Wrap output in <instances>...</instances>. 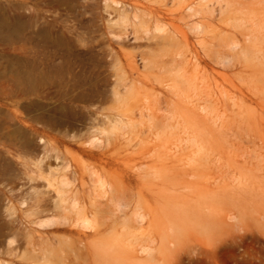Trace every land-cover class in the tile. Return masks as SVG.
Masks as SVG:
<instances>
[{"label": "bare ground", "instance_id": "bare-ground-1", "mask_svg": "<svg viewBox=\"0 0 264 264\" xmlns=\"http://www.w3.org/2000/svg\"><path fill=\"white\" fill-rule=\"evenodd\" d=\"M152 3H159L161 7L154 8ZM105 7L110 15L114 14L116 20L124 24L126 30L130 27L127 23L130 13L132 20L138 23L131 26L135 27L132 29L134 32H138V26H145L144 33L148 35L152 28L150 26L148 28V23L150 20L153 21V30L156 32V36L158 37L160 34L154 43L159 52L146 53L142 56V60L144 66L153 62V66L150 67L158 69L160 78L156 75L155 80L149 79L150 82H147L138 76H133L130 79L117 76L109 81L103 90L95 87L90 91L81 90L77 94L61 91L49 97L57 100L59 109L68 112H73L79 103L89 104L87 112L90 115L88 116L90 122L87 124L90 128L103 125L101 128L102 139H97L99 145L97 152L86 147L85 141L81 142V128H74L71 133L61 134L60 137L47 138L44 136V127L37 125L42 123L41 118L25 119L17 109L11 110L7 121L9 123H6L4 128L0 125L1 146L12 158L21 160L23 168L27 167L26 164L37 167L38 170L25 168L26 170L22 174L26 175L28 183L35 182L38 177L43 178L45 190L42 187L38 188L40 185L36 187V183H34L35 186L32 185L30 188L27 184L29 191L22 190L25 193L18 192L20 184L19 187L17 186L18 188L9 187V193L3 192L6 195V203L0 206V217L3 218L0 221V257H8L11 260L10 263L4 264H12L19 260L25 261L24 264H181L184 258L196 261L212 258L214 260L216 253L225 243L234 241L241 231L242 233L253 231L250 225L240 223L237 219L233 220L236 221L233 224L226 223L218 208L211 211L205 208L209 206H204L197 210H191L189 207L187 208V205L181 204L185 208L183 209L176 204L175 193H166L167 201L164 203H159L162 201L161 199H164V193H151L153 199L158 202L155 205L157 202L148 199L146 194L132 193L133 189H130L125 179V176L130 173L124 174V172L129 168L131 170L135 168L137 171V168L143 169L141 167L146 166L148 161H152L156 165L159 158L162 157V150L166 153L172 152L173 155L178 147L177 143L183 142L184 139L185 145L187 142L189 144L187 147L184 146L185 150L186 148H197L196 154L192 153L193 155H198L203 151L202 140L204 139L200 137L199 140L196 132L198 131L199 135H202L206 133V127L201 124L198 114L203 113L202 116L208 117L211 112L213 113V110L216 112L217 106L215 107V103L209 99L210 97L203 101L199 100L204 103L187 101L191 103V107L181 106L184 103L179 105L177 102L183 100L182 98L179 99L180 101L176 99L178 101L175 102L174 98V100L167 98V93L178 98L183 96L188 99L189 95L187 96L185 93L189 89L199 88L201 91V89H207L212 85L213 90V86L215 89H219L220 95V93L227 94L226 89L229 87L237 95L235 97L238 100L234 98L237 104L230 101L238 105L239 109L236 113L241 115L240 118L243 117L246 121L250 117V123L254 122V116L247 108L249 101L259 100L258 104L263 108L259 107L264 112V0H105ZM141 7L144 8L143 14L146 15L145 22L141 20V14H138L137 11ZM177 18L186 21L185 24L188 27L184 25L193 31L198 46L189 47V34L187 35L188 32L186 33L184 30L186 28L182 29L183 25V27L180 26L181 28L175 26L174 21ZM11 20L10 17L0 13L1 40L10 41L12 33H16L20 29L19 26H15L13 31L10 25L8 26ZM113 34L116 40L122 39L121 34ZM138 38L136 37L134 40ZM64 41L68 42L65 37ZM107 54L112 57L116 53L109 51ZM186 58L188 62H185L191 64L190 67L194 69L193 73L198 70L200 78L196 77L188 67L182 65ZM208 59L209 62L216 65L231 67L234 73L236 72L235 77L232 75L231 77L234 78H229L227 76L229 74L223 75L222 71L220 74L212 67L213 65L210 66L209 71L204 66V68H200L201 63ZM132 69L134 68L132 67ZM40 76L45 77V72L42 73L34 66L15 69L4 75L5 82L11 84L9 89L0 91V95L10 101L11 104H8L11 106H17L23 101L42 100L46 97L43 96L37 80ZM184 87L186 88L181 90ZM189 93H191L190 90ZM225 96L227 97V95ZM198 98L200 99V96ZM232 118L235 119V114ZM214 119L219 120L217 117ZM145 120L149 123H146L147 126L143 124V129L139 133L148 132V137L146 136L148 147L139 153V162L121 169L120 164H117L121 158L119 156L121 152L118 151L119 142L121 140L130 141L128 135L130 133L136 135L139 131L136 130L137 126ZM161 122H164L161 127L164 131L161 130V132L164 135L166 133V139L158 130ZM178 122L189 125L190 130H183L186 133L185 137L182 136L176 143L173 140L174 128H179L176 127L177 125L175 126ZM224 123L225 120H222L221 124ZM214 125H216L215 121ZM155 131H157L156 134ZM252 132L254 134L255 131ZM233 134L235 135V133ZM32 135L37 136L38 144L34 143ZM256 138L263 140L262 137L255 135ZM51 139L58 143L74 141L83 152L95 159L89 175L92 178V193H78L79 190L76 191L72 188L74 182L66 175L65 171L67 170H63L68 168L67 165L64 166V163L59 167L57 164L56 167L50 166L52 168L48 165L47 174L43 176L45 171L43 172L41 167L49 158L51 151L55 154L51 153L53 157L51 155L52 159L50 158V160L54 158L57 162L63 157L61 153L56 152L57 147L55 148L56 145L53 147ZM252 142H255L254 138ZM58 143H56L57 146ZM90 145L93 146V141L90 142ZM50 146L53 149L51 151L48 150ZM48 151H50L49 154ZM218 151L220 150L218 149ZM1 153L2 151L0 155ZM241 155L243 156V154ZM248 155H251L250 160L256 157H252L254 154L251 152ZM262 158L258 159L261 161ZM189 162L192 163L191 160ZM194 162L197 163L195 160ZM259 164L262 166L261 162ZM155 165L147 166V169L155 170L153 169ZM231 174L233 175V173ZM229 177L232 179L231 175ZM23 178L25 177L19 178L22 179L20 183L25 180ZM239 178L240 176L236 179L239 180ZM261 179L263 180V178ZM86 183L84 182L85 185ZM216 183L218 184V180ZM87 185L89 186V184ZM25 187L24 189H26ZM197 195L203 203L208 193H198ZM0 197L2 200L3 196ZM16 201L19 202L20 208L15 206L14 202ZM228 218L234 217L229 215Z\"/></svg>", "mask_w": 264, "mask_h": 264}, {"label": "rangeland", "instance_id": "rangeland-1", "mask_svg": "<svg viewBox=\"0 0 264 264\" xmlns=\"http://www.w3.org/2000/svg\"><path fill=\"white\" fill-rule=\"evenodd\" d=\"M151 5H153L154 8L161 7L159 3H152ZM137 11L138 14H141V20L145 22L144 20L146 19V15L143 14L144 8L141 7ZM0 13L12 19L8 26L10 25L13 31L16 28L15 26L20 27V29L16 33H12L10 41L0 39V91L2 92L3 89H9L11 83L5 82L4 75L11 73L15 69H25L30 66H34L40 69L42 73L45 72L46 74L45 77L40 76L37 78L41 87L40 90L43 96L46 97L42 100L31 102L23 101L20 102L17 106H11L9 105L11 104L9 103L10 101L0 95V125L2 126V128H4L6 123H9L7 121L11 110L17 109V111L22 114L25 119L41 118L43 120L42 123H39L40 125H37L44 127V136L47 138L60 137L63 134L71 133L72 129L74 128H81V142L85 141L86 147H88L93 152H97L99 149L97 139L101 138V128L103 127V125H99L96 128H90L89 124H87V122H90L88 118V116L90 115L87 112L89 104L79 103L77 105V108L73 112H68L59 109L57 100L49 97L54 96L61 91L68 94H77L81 90L90 91L95 87L103 90L106 88L107 83L117 76H122L121 78L123 79H130L133 76H138L139 78H141L142 80L144 79L147 82H150V80H155L156 75L160 78L158 69L150 67L153 66L154 63L150 62V64L144 66V61L142 60V56H144L146 53L152 54L158 51V49L156 50L154 43L157 41V38L160 34L158 35V37L156 36V32L153 30V21L150 20V22L148 23V28L152 27L151 32L148 33V35L144 33L145 26H138V32H134L132 29H134L135 27L131 26L138 23L132 20V14L130 13L129 20L127 22L130 27L126 30L124 24L121 21L116 20L114 14L110 15V12L105 7V0H0ZM174 23H176L175 26L179 28L183 26L184 27L182 29L186 28L184 30L186 31V33L188 32L187 35L189 34L188 38L190 42V48L198 46L197 38L193 31L187 28L188 26L185 24V20L183 21V19L181 20L180 18H177ZM113 33L121 34L122 39L116 40ZM64 37L68 42L64 41ZM134 37H137L138 39L134 40ZM109 51H112L116 54L111 57L107 54ZM187 58H189L188 55ZM187 58L182 62V65L188 67L193 73L194 69L190 67L191 64L188 63V65L186 63L188 62ZM200 66V68L205 67L207 71H209L211 69L210 66H212L219 73L220 71L224 72H221L223 75L229 74L227 75L229 78H234V75H236V72L234 73L231 67H225L219 64L216 65L211 61L209 62V59L203 61ZM132 67L134 69H132ZM193 74L196 77L198 76L200 78V73L198 72V70L194 71ZM232 75L234 77H231ZM208 86L210 85L208 84ZM211 86L207 89H201V87V91L199 90V88H197L196 90L189 89L191 92L189 94V90L188 92L186 90L187 93L185 94L187 96L189 95L188 99L183 96H180V98H178L171 93H167L168 95L165 93V95H167V98L169 97L171 100L175 99V102H177L179 99L181 100L182 98L183 100L181 101L183 102H181L180 100L179 101L181 103L177 102L179 105L184 103L181 106L186 105L191 107V103H188L187 101L201 102L199 100L203 101V99H208L209 97V99H211L213 103H215V107L217 106V110L214 107L216 112H214L213 110V113L211 112L208 117L202 116L203 113L198 114L200 116H198V118L203 119H200L201 124L206 127V133L199 135L200 133H198V131L196 132L199 140L200 137H203L204 139L202 140L203 151L200 153L201 155H193L196 154L197 148H186L185 150L184 146L187 147L188 144L187 142L185 145V139L183 142H180L181 145L180 143H177L178 141H180L179 139L182 136L185 137L186 133H184V131L186 129L188 131L190 130L189 125L178 122L177 124H175V126L177 125L176 127L179 128H174L173 140L178 144V147H176L177 149H175L174 154L172 155V152L166 153V151L162 150V157L159 158L156 165L154 162L148 161L145 164L146 166L141 167L143 169L137 168L138 171L135 168V170H131L129 168L130 170L128 169L124 172V174L130 173V175L128 176L131 177L130 178L128 176H125L126 184L129 185L130 189H133L132 193H144L147 195L148 199L150 198L153 202L157 201L153 199L151 193H164V199L160 198L162 201H159V203H164V201H167L166 193H175L176 204L183 209L185 208L181 206V204L187 205V208L189 207L191 210H197L199 208H203L204 206H209L208 208H205L211 211H215L216 208H218L220 209L219 211L223 215L226 223L233 224L236 222L233 220L237 219V221H239L240 223L248 224L252 227L253 231H249L246 233H242L241 231V233L238 234V237L234 241L225 243L220 251L217 252L218 254L216 253L214 260L212 258L204 259L202 261H196L192 260L191 258H184L181 264H264L263 107L262 105L258 104V102H260L259 100L249 101L247 104V108L254 116V122L250 123V117L245 121L243 117L240 118V114L236 113L238 112L239 108L238 105H236L237 97L235 96L237 95H235L233 90L227 87V94L224 93L225 95H227L226 97L221 93L219 95V89H215V87L213 86V90ZM186 87L182 88L181 90H184ZM228 89L230 90L229 92ZM250 95L255 98L252 93H250ZM198 96H200V99L198 98ZM194 97H197L198 100ZM230 100H232L236 104ZM225 105L226 107H224ZM259 106L262 108H260ZM259 110H261L262 113ZM222 112L224 113V115H222ZM230 112L233 114H231ZM234 114L235 119L232 118L234 117ZM243 114L245 113L243 112ZM213 116L214 118H219V120H215ZM222 120H225L224 124H221ZM214 121L216 122V125H214ZM146 123L148 124L149 121L145 120L141 125L139 124L140 127H138L139 125L137 126L136 130L139 131L136 135L134 133H130L128 135L130 141L121 140L119 142L120 144L118 146V151L121 152L119 155L121 158L117 161V164H120L121 169L122 167L128 168L136 162H139V153L147 149L148 143L146 144V142H148V132H145V134L142 132L139 133L140 130L143 129L142 125H146ZM179 124L181 125L178 126ZM163 125L164 122H161L160 128L158 127V130L160 131V134L164 136L163 138L166 139V133L165 136L163 132H161V130L164 131V129L161 128ZM227 125L228 127H226ZM211 128L214 129V132ZM252 131H255L254 134L262 137L263 140H260L259 138L255 139V135L252 134ZM156 132L157 131H155L154 133L156 134ZM233 133H235V135ZM35 136L36 135H32L34 143L38 144L39 141L37 139V136ZM141 137H143L144 140L143 138L139 139ZM253 138L255 142H252ZM91 141H93V146L90 145ZM56 143L58 142L52 140L53 147L55 145V148L57 147V151L55 150V148L54 150L57 153L62 154V160H57V162L56 160H54V158L53 160H50L55 152L51 151L53 150L51 146L48 147V150H50L51 152L48 151V154L50 152L49 158H47L46 161L42 164L41 169L43 172L45 171L43 173V176H46V170L48 167H56V164L57 167H59L62 163H64V166L67 165L68 168L63 170H67L65 171L66 175L70 179H72V182H74V187L72 185V188L76 191L79 190L78 193H92L93 190L91 186H93V184L91 182L92 178L89 175L90 168L93 166L95 159L88 155L86 152H83L78 147V144L74 141H71L70 143H58V146ZM248 144L249 146H247ZM1 145L2 144L0 143V152L2 151V153L4 154L1 153L0 155V196H3V199H0V206L6 203V195L4 193H9V187L18 188L20 184V191L18 190V192L21 193L22 190H26V192L29 191L28 185L30 188V186L36 183V187L40 185L38 188L41 189L42 187L45 190V182H43L45 180L43 178L38 177L35 182L28 183L26 175L22 174L23 172H25V168H32L34 170H38V168L33 166L32 164H26L25 166L27 167L23 168L24 165H21V163L23 162L19 159L12 158L10 154L5 152V149H3L4 147ZM135 145L137 146L135 147ZM218 149L220 151H218ZM254 151L256 152V154H258L256 155ZM250 152L254 154L252 155V157L256 156L257 158L253 157L252 160H250L251 155H248ZM61 154L59 155L61 156ZM241 154H243V156ZM208 156L213 159H210ZM260 157H263L261 161L258 159ZM189 159L192 161V163L189 162ZM194 160L197 161V163H195ZM240 162H243V164H241ZM260 162L262 166H260ZM153 164L155 165V167H153V169L155 170L147 169V166L149 167ZM256 164H258V167L256 166ZM208 165L210 166V169L208 168ZM218 165H220L221 168ZM153 173H158L159 175H153ZM231 173H233V175ZM258 173H260L261 175ZM230 175L232 176V179L231 177H229ZM15 176L17 178L19 176L25 177L23 178V180H25L20 183L22 179L20 180V177L18 179H15ZM239 176L241 180L240 178L239 180H237ZM223 177L226 180H224ZM12 178L13 180H11ZM261 178H263V180ZM82 179L83 181L81 182ZM217 180L218 184L216 183ZM84 182H87L86 185L84 184ZM201 183H203L204 185ZM87 184H89V186ZM24 187L26 189H24ZM24 191H22V193H25ZM198 193H208V196H205V200L203 203L202 200L198 198ZM14 204L16 207L18 206V208H20V204L18 201L14 202ZM157 204L158 202L155 205ZM229 215H232V217L234 218H228ZM2 219L3 218L0 217V221ZM10 262L11 260L8 257H0V264ZM24 262L25 261L19 260V262L14 261L12 262V264H24Z\"/></svg>", "mask_w": 264, "mask_h": 264}]
</instances>
